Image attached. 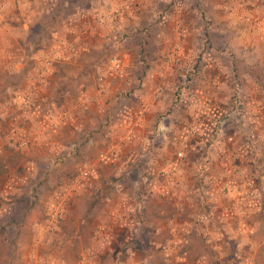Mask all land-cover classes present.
Returning <instances> with one entry per match:
<instances>
[{
	"label": "rangeland",
	"instance_id": "rangeland-1",
	"mask_svg": "<svg viewBox=\"0 0 264 264\" xmlns=\"http://www.w3.org/2000/svg\"><path fill=\"white\" fill-rule=\"evenodd\" d=\"M0 264H264V0H0Z\"/></svg>",
	"mask_w": 264,
	"mask_h": 264
},
{
	"label": "built area",
	"instance_id": "built-area-1",
	"mask_svg": "<svg viewBox=\"0 0 264 264\" xmlns=\"http://www.w3.org/2000/svg\"><path fill=\"white\" fill-rule=\"evenodd\" d=\"M111 70L113 72H118V73H123L124 72V67H123V62L121 60H116L112 67H111ZM112 150V149H111ZM110 150V159L113 158V155L116 153V148L113 149V151ZM108 154L103 152L101 153L100 155V160L102 162H106L107 158H108ZM178 158H180L181 160L185 159L186 158V155L184 153V151H180L178 153ZM99 172V169L97 167L96 164H89L87 165L86 167H84L82 170H81V177L83 178H89V177H92L94 176L95 174H97ZM233 173H237V169H226V176H227V181L225 182V184H223V186L221 187V191L225 192L226 189H232V184L230 183V175L233 174ZM164 194L167 196L170 194V191H165ZM54 207V211L52 212L51 216H52V223L51 225H53L55 222L56 223H59V220L61 218H64V214H65V201H62L59 206H56L53 205ZM50 230H55V224L54 226L50 228ZM85 261H83L84 263Z\"/></svg>",
	"mask_w": 264,
	"mask_h": 264
},
{
	"label": "crops",
	"instance_id": "crops-1",
	"mask_svg": "<svg viewBox=\"0 0 264 264\" xmlns=\"http://www.w3.org/2000/svg\"><path fill=\"white\" fill-rule=\"evenodd\" d=\"M184 138V137H183ZM183 138H181L179 141H180V145H184V144H187L186 146H188V143L185 141V138L183 139ZM184 140V141H183ZM184 151V150H183ZM162 153V152H161ZM224 157H226V155L224 156ZM176 158V157H175ZM110 160H112V159H110ZM179 161V159H176V161ZM224 161H226V159L224 160ZM224 161L222 162V163H224ZM111 162V161H110ZM184 162V161H183ZM177 163H179V162H176V164ZM225 164H228V161L227 162H225ZM179 165V164H178ZM179 167V166H178ZM222 167H224V166H222V165H219V169H221ZM251 167L252 166H250V167H244L243 169H241L238 173V176H237V179H239V178H241V176H242V178L240 179V180H235V181H231L230 180V183L231 184H233V183H235L236 182V185H235V187H237V192H240L241 194L240 195H238V197L237 198H241V197H246V195H242L244 192H246V189H245V184H242V183H245L247 180H246V178H245V176H246V173H247V171L248 170H250L251 169ZM176 174H177V170H176ZM240 174H242L241 176H240ZM175 175V174H174ZM247 177V176H246ZM227 181V176H226V167H224L223 168V171H222V175H221V177H220V181H219V179L217 178V177H215V180L212 182L213 183V185H214V187H215V185H218L219 187H222L223 186V184H225V182ZM242 182V183H241ZM182 184V181H181V177H179V175L177 176V177H174V179L172 180V185L173 184H175V185H177V186H179V185H181ZM164 188H166V186L164 187ZM168 189V188H167ZM165 192V191H164ZM251 196H249V198H250ZM174 200V199H173ZM252 203V202H251ZM121 216H123V214H121ZM106 228V227H105ZM55 229H58V226L55 228ZM107 229V228H106ZM105 229V230H106Z\"/></svg>",
	"mask_w": 264,
	"mask_h": 264
}]
</instances>
